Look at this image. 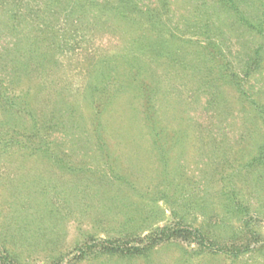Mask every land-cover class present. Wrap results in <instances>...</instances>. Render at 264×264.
Masks as SVG:
<instances>
[{
  "label": "rangeland",
  "instance_id": "obj_1",
  "mask_svg": "<svg viewBox=\"0 0 264 264\" xmlns=\"http://www.w3.org/2000/svg\"><path fill=\"white\" fill-rule=\"evenodd\" d=\"M136 2L0 0V264H264V0Z\"/></svg>",
  "mask_w": 264,
  "mask_h": 264
},
{
  "label": "trees",
  "instance_id": "obj_2",
  "mask_svg": "<svg viewBox=\"0 0 264 264\" xmlns=\"http://www.w3.org/2000/svg\"><path fill=\"white\" fill-rule=\"evenodd\" d=\"M137 0H120V2L125 6V7H130L132 8V10H134L135 8H139L138 3L136 2ZM222 4L225 5L226 7H229L230 9H232L234 11V14L237 16L238 12H239V8L236 6V0H221ZM137 3V5H136ZM137 12H143L142 10L138 9ZM243 23H245L248 27H250L251 29H254L255 31L258 32H262V34H264V29H262L261 26V22H263L262 20H264V16L260 17V18H256L255 20H251L250 22H248L245 18H241ZM206 26V25H205ZM207 30V28H206ZM258 51L256 52L257 55ZM229 75H231L233 78H237V74L235 72H230ZM229 75H223V76H229ZM248 75V73H244V76ZM4 82V79L0 78V88L2 89L3 87L1 86L2 83ZM238 85V84H237ZM107 85L103 88L104 90L108 91V88H106ZM240 87V92L244 93L243 87ZM102 89V87H101ZM149 89H144L143 90V97L145 99V101H147V99L149 98ZM92 99L94 98V94L91 95ZM92 101V100H91ZM254 104V102H252ZM153 104L148 101L147 103L144 104L143 108H142V119L145 121V119H149V125H148V131L150 134L154 135V136H161L162 134L164 135V132L162 130L161 127H159L158 125V120L155 117V115H153L154 113H152L153 111ZM154 116V118H152ZM263 121V126H264V118L262 119ZM152 122V123H151ZM145 125L147 126V124L145 123ZM166 135V134H165ZM259 150L262 152V158H264V140L263 142H261L260 146H259ZM261 155V154H260ZM258 156H255L253 159L250 160L249 164H251V162L255 159H257ZM171 237H192V240L195 241L198 246L201 247V249L203 251H208L211 253H223L226 254L228 256L231 257H237L240 254L247 252L250 247L251 244H242V246L239 245H234V244H226V245H217L214 242H212L211 240L209 241V239L205 236V233L199 228V227H195L193 225L191 226H184V230H182L180 228V226H175V227H171V226H164L154 232H152L150 235L147 236V241L148 243H157L158 241H162ZM108 244L111 245L112 250L116 251V250H120L123 248L125 249L127 245L126 241H115V242H109L106 241ZM146 245L144 246H131L129 248H127V250H133L135 252L141 251L142 249H144ZM122 247V248H121ZM2 251V250H1ZM2 261L7 262L6 264H8V256L7 255H2L1 256Z\"/></svg>",
  "mask_w": 264,
  "mask_h": 264
}]
</instances>
